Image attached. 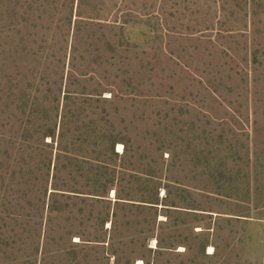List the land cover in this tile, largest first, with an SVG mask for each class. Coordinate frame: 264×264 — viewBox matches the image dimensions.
I'll return each instance as SVG.
<instances>
[{"label":"rangeland","instance_id":"374dc122","mask_svg":"<svg viewBox=\"0 0 264 264\" xmlns=\"http://www.w3.org/2000/svg\"><path fill=\"white\" fill-rule=\"evenodd\" d=\"M0 264H264V0H0Z\"/></svg>","mask_w":264,"mask_h":264},{"label":"trees","instance_id":"16d2710c","mask_svg":"<svg viewBox=\"0 0 264 264\" xmlns=\"http://www.w3.org/2000/svg\"><path fill=\"white\" fill-rule=\"evenodd\" d=\"M53 135H54V132L51 131L50 134H49V137H53Z\"/></svg>","mask_w":264,"mask_h":264}]
</instances>
